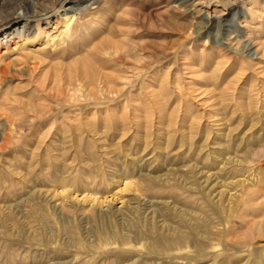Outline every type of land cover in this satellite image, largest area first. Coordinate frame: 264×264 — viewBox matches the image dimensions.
Listing matches in <instances>:
<instances>
[{
	"label": "bare ground",
	"instance_id": "bare-ground-1",
	"mask_svg": "<svg viewBox=\"0 0 264 264\" xmlns=\"http://www.w3.org/2000/svg\"><path fill=\"white\" fill-rule=\"evenodd\" d=\"M90 1L92 7L84 4L63 10L58 17L62 29L50 36L59 41L49 50L25 46L22 29L9 32L18 38L12 45L9 34L4 36L0 49V155L19 152L22 168L12 164L6 169L25 183V192L18 219L12 205L5 203L6 211L0 208L6 221L0 227V257L8 255V261L0 264H264V242H256L264 237V130H251L258 124L264 126V37L244 35L243 39L236 31L230 41L219 40L220 17L211 19L206 12L196 18L188 10L196 9L199 0H159L154 10L157 19L162 17L158 24L151 22L147 12L128 8L131 0ZM16 13L23 23L29 22L25 11ZM238 13H232L230 27L238 21ZM254 15L253 8L241 10L243 20ZM137 18L146 29L173 32L175 47L168 51L163 42L139 44L128 37L136 31L131 21ZM117 35L124 36L116 40ZM210 46L218 58L214 69L202 77L213 81L211 105L217 126L207 125L203 141L195 145L198 118L188 117L189 122L183 120L188 124H181L185 133L180 141L187 144L188 151L198 153L206 147L210 153L208 139L214 135V155L206 161L215 165V171L200 179L196 166L189 164L184 177L173 176V169L153 176L149 170L144 172L148 164L141 161L142 156L120 150L118 142L114 144L117 168H112L105 143L110 131L119 139L133 132L144 148L154 143V135L163 133L162 141L154 143L162 154L177 127L165 132L156 128L154 133L153 122L172 125L180 116L178 111L165 114L167 98L162 91L171 81L165 71L156 85L155 70L170 56L181 60L178 70L198 72L196 61L202 64L203 51ZM7 50H15L17 57L4 61ZM19 61H31L29 72L32 67L50 68L35 81L25 100L19 95L26 94L1 87L7 68ZM136 90L148 95L143 107ZM228 122L235 124L226 129ZM241 124L249 126L248 131L237 133L236 147L244 142V150L227 155L232 133ZM249 141L255 145L250 146ZM33 173L36 183L30 178ZM212 176L221 180L208 187ZM177 185L184 191L176 197L189 206L177 207V200H163L160 195L158 200L152 201V196L151 201L146 200L144 191L157 188V192H166L169 187V192Z\"/></svg>",
	"mask_w": 264,
	"mask_h": 264
},
{
	"label": "rangeland",
	"instance_id": "rangeland-1",
	"mask_svg": "<svg viewBox=\"0 0 264 264\" xmlns=\"http://www.w3.org/2000/svg\"><path fill=\"white\" fill-rule=\"evenodd\" d=\"M160 1H164V0H160ZM199 1H200L199 4L195 5L196 9L200 8L198 12L196 9H192L191 7H189L188 10L192 12L196 18L197 16L205 15L206 12H208V15H209L208 17L211 19L220 17L222 19L223 25L221 29L217 31V37L219 38V40L228 42L234 37L235 33L237 32L243 35L242 37L243 39H244V35H248L250 38H253V39H257L259 36L264 37V7H263L264 0H199ZM90 2H91L90 0H0V49L1 51L3 50V47H4L3 46L4 45L3 42L5 41L4 36L9 34V32L15 29H17L18 31L22 29L24 33L23 42L25 46H28L30 48L42 47L44 50L46 49L49 50L51 47H53L56 44V42L59 41L58 38L56 37H55L56 39H54L55 41L52 40L50 36L54 37L58 35L59 32L61 31L62 25L59 22L58 17L63 12V10L65 8L73 7V6L80 7V6H84V4L89 5ZM130 4H131L130 6H127L128 8H132L134 10L137 9L136 11H138L139 13L141 12L145 14L147 12L146 14H150L151 22L156 23V24L161 22L160 19H162V17L157 19V17L154 16L155 14L154 10L159 4V0L148 1V2L147 0H131ZM89 6L92 7L93 4H90ZM192 7L194 8V6ZM243 7L245 9L253 8V10L255 11V15H254L255 17L253 18L247 17L246 19L243 20L241 16V10ZM182 8H180L179 10H182ZM19 9H22L23 11L26 12L24 14H26L29 22L23 23L24 22L23 17L19 16L18 13H16ZM236 10L240 13V14L238 13L237 15L238 17L236 16V19L238 21L234 24V26L230 27V19H231L232 13ZM150 11L153 13V15L151 14ZM109 16H108V20L112 21L113 20V17H111L112 15H109ZM137 19H133L131 21L132 23L131 25L134 29H136V31L133 34L128 35V37L137 41L139 44H144V43L147 44L148 42H151L152 40L163 42L167 46L168 51H171L175 47L173 40L176 37V35L173 32H171L169 29H167V31L165 32H160V31L157 32V30L155 31L151 29H146V26L145 25L143 26V24L145 23H143L140 18L138 20ZM123 24H126V21H123V23L121 24L122 27H125L126 25H123ZM36 25L39 26V29H38L39 31L35 30L37 27ZM215 30L216 29H213V33L215 32ZM228 34H230V36ZM123 36L124 35H117L115 39L116 40L121 39ZM16 37L17 35L15 34L8 35V38H10V42H9L10 45H12L14 41L18 40V38ZM16 54L17 52L15 50L14 51L7 50L5 52L4 61L9 62V60L10 61L13 60V58L17 57ZM220 55L222 56V60L226 58L225 53L220 54ZM217 58H218V52L215 50V48H211L210 46V47H207V49L203 51V57H201L202 64L196 61L197 64L199 65L198 72L192 71L188 73L187 69H183L182 67L178 70L177 68H179L178 66H180L179 62L181 60L174 59L170 56L169 58L166 59L167 61L165 60L161 68H158L155 70L156 72L154 75L155 76L154 83L156 85L157 83H160L161 80L164 78L163 76L165 74V71H167L168 73L167 79L168 80L170 79L169 81H171L170 86L165 90V92L164 90L162 91L163 95H165V97L167 98L166 99L167 105L165 106L167 110L165 114L169 115L170 113V115H174L172 113H174L175 111H178V114L180 117L179 118L177 117V120H176L177 122L172 125L167 124V122H165L163 123L164 125L161 124L159 126V124H156V121L154 120L153 122L154 123L153 124L154 133L157 132L156 128H162L160 129L161 132H165L166 130L168 131L172 128L177 127V130L175 133L176 135L173 134V139L168 144V146L162 150V154H161L156 150V148H154L155 147L154 143L156 141L157 142L162 141L163 133L159 136L154 135L152 137V141L154 143L153 144L150 143L148 144L149 146L147 145V147L144 148V146L140 142L139 137L132 136L134 134L133 132L131 133L129 132L126 136L119 139L118 137H115L116 135L113 136V133L110 131L108 137H106L107 141L105 140V143H106L107 149H109V156H110L109 163L112 168H115V169L117 168V159H115L116 154H117V149L114 148L115 146L114 144L118 142L116 144H118L117 147L120 150H124L125 148V149H128L132 153L136 152V156H137V157L135 156L136 158H140V156H142L140 158L141 161H144L146 162V164H148L146 169L144 168L145 169L144 172H147L146 170H149V173L150 174L152 173L151 175L153 176H162L166 174L167 171L173 169L176 171V173L173 176L184 177L186 175L185 174L186 169L189 164H193L196 166V168L198 169V172L201 173L202 175L200 179H203L205 175L208 174V172L212 174L215 171V168H214L215 165L211 163L209 164L206 161L207 159L212 158V155H214L213 154L214 152H211L212 150L213 151L215 150L213 148L215 146L212 143L213 140H215L214 135L211 136V139H208V142L210 143V145L207 147H209L210 153H208L209 151H207L208 149L206 147L203 148L198 153L196 152L195 149L188 151V149L186 148L187 144L180 141V137H181V133H185L184 131L185 128L181 126V124L182 125H184L183 123L188 124L187 122L190 121L189 119L191 118L193 119V117L198 118V124H196L197 130L195 133L196 136H194L195 145L203 141L204 134H205V128L207 127V125L214 126V127L217 126L214 121L216 119V118L214 119V117L216 116L214 113L215 107L211 105L213 102L211 100L212 99L211 95H212L213 87H214L213 81L212 79H209L207 77H202V76L208 75L214 69V66H215L214 62L217 60ZM30 66H31V61H28L25 64H20V61H19V63L14 64L10 66L9 68H7V73L5 75L6 80L5 82L3 81L1 83L2 89H7L11 91L15 90L16 94L17 93L26 94L24 96L19 95L20 99L25 100L27 98V94L30 95V92L33 89V86H34L33 84L35 83V81L42 78L43 74L47 70L50 69L47 67L45 68L32 67V70H31L32 73H31L29 72L31 68ZM51 73H52V69L49 71L50 75ZM225 73L226 71H224V74ZM176 78H178L177 81H175ZM134 94L138 97L137 101L139 102V105L141 107L145 106L146 105L145 97L148 96L146 91L138 92V90H136ZM151 107L155 108L154 105H151ZM154 110L156 111V109ZM184 119H186L187 122H184L183 121ZM234 124L235 122H232V123L228 122V125L227 126L225 125V127L226 129H229V128H232ZM164 127L165 129H163ZM248 127L249 126H247L246 124H241L238 127V129L233 131L232 134H233L234 139L233 141H230V147L228 149L227 155L232 156L235 152L241 153V151L244 150V147H245L244 142H242L241 145L236 147L238 143L237 133L240 131L241 132L248 131L247 130ZM263 127L264 126H261L258 124L255 127H252L251 130L259 133V131L263 132L264 130ZM234 140L236 143L234 142ZM84 141L87 142V137L86 139H84ZM85 142H84V145L86 144ZM254 142L255 141H249L248 144H250V146L255 145ZM142 151H144L143 154H142ZM186 153L189 155H186ZM19 155L20 154L18 151H14V152L6 151L0 155V179L1 180L5 179V180H2L3 182L1 181L2 185L0 184L1 186L0 187V208L2 207L1 209L4 208V211H6L5 207L7 205H12L13 210H14L13 214H15V217L17 219L20 217L19 210H21L22 208L20 207L21 205L20 198L23 197L24 192H25V189L22 187V185H24L25 183L19 181V179L16 178L17 176L14 175L15 177H12L13 175H9L8 170L12 168L14 165L18 166V169L22 168V159L20 158ZM128 158L129 157L127 156L126 159L128 160ZM262 160H264V157H262ZM162 162L164 163L166 162V163L165 164L163 163L162 165ZM12 164L14 165L12 166ZM150 166H152V168ZM7 167L9 169H6ZM177 168L180 170H178ZM261 168L262 170H264V163L261 165ZM178 171H182L181 174ZM35 173L31 174L30 178L32 180L34 179L33 181L36 183L37 178H36ZM107 173H109V170ZM218 180H221V177L212 176L209 179L208 187H210L211 185H214L215 182ZM176 181L178 182V180ZM5 185L6 187L7 186L8 187L5 188ZM262 185L264 186V182L262 183ZM3 188H4V191H2ZM168 188H166V192L165 190L160 191L161 193L155 190L157 188H153L152 191L147 190L149 193L147 191H144L146 194V200L151 201L152 198L154 199L152 201L158 200L159 198L165 200L168 198L171 199L172 197L173 200L174 199L177 200L176 201L177 207L189 206L188 202H186L185 200L183 201L179 197H176L177 196L176 194L179 193L180 190L181 192L184 191V188H181L180 186L177 185V188H174L172 189V191H169V192L167 191ZM5 190L7 191L5 192ZM158 195H160L159 198H158ZM172 195H174V197ZM150 196H152V198ZM5 203H6V206H5ZM78 211H80V209ZM5 222L6 221H3V217L0 216V225H2L0 226L1 228L5 226ZM1 242L2 240L0 239V244ZM256 242L257 243L264 242V237H261L260 239L257 238ZM4 255L3 256L5 258L4 257L2 258V256L0 257V263L3 260L8 261L7 253H4Z\"/></svg>",
	"mask_w": 264,
	"mask_h": 264
}]
</instances>
